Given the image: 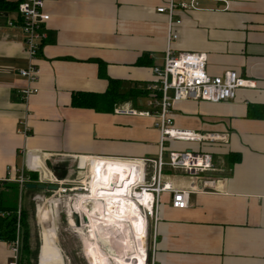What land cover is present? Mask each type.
Here are the masks:
<instances>
[{
	"label": "crops",
	"instance_id": "0c3cea01",
	"mask_svg": "<svg viewBox=\"0 0 264 264\" xmlns=\"http://www.w3.org/2000/svg\"><path fill=\"white\" fill-rule=\"evenodd\" d=\"M169 1L46 0L48 38L34 84L18 73L27 59L22 30L8 25L16 12L0 20V182L10 172H33L31 162L38 163L43 177L49 178L51 170L62 179L69 177L74 161L88 172L96 159L90 157L157 158L155 118L118 109H149L153 67L163 64L168 44V17L157 8ZM196 1V8L176 12L181 24L174 28L175 52H205L210 76L232 70L254 86L238 90L232 101L174 103L176 128L225 133L227 141L165 142L167 158L171 150L210 152L214 170L205 176L216 186L192 191L184 209L172 206L170 193L162 194L159 219L152 222L151 264H264V0ZM109 80L118 82L124 96L111 108L73 105L74 94H103ZM29 86L39 92L24 100L21 91ZM24 119L27 136L18 131ZM118 158L104 159L126 161ZM102 159L97 163L114 168ZM139 162L134 166L141 177ZM163 181L178 189L194 182L169 167ZM10 255V243L0 241V264H7Z\"/></svg>",
	"mask_w": 264,
	"mask_h": 264
},
{
	"label": "built area",
	"instance_id": "2783aa9c",
	"mask_svg": "<svg viewBox=\"0 0 264 264\" xmlns=\"http://www.w3.org/2000/svg\"><path fill=\"white\" fill-rule=\"evenodd\" d=\"M45 1L22 0L18 5L16 16L8 22L9 26L19 27L23 32L27 63L25 67L18 70V73L29 84L38 82L40 78L41 70L37 64V59L48 38L46 24L50 19V15L44 11ZM197 4L196 0H192L189 3H176L174 0H170L166 6L157 8L159 13H165L168 17V44L163 64L153 67L156 80L155 84L150 86L152 99L149 102V109H118V112L124 114L155 118V127L160 132V150L157 158L133 159L88 156L90 158H118L140 161L139 163L142 164V176L140 177L136 173L131 175L129 179L130 189L126 192L124 198L138 202V197L141 193L147 192L151 194V198L148 201L150 203L149 206L142 205V212L147 220V227L149 220L155 224L159 219L158 211L163 193L167 192L172 195V206L174 208L184 209L189 206V196L192 191L213 190L216 186V180L205 176L207 172L214 170L213 156L210 152L204 150H171L167 160H165V142L180 140L218 144L227 141V134L225 133H198L176 128L173 121L174 103L187 100L197 102L232 101L237 98L238 90L254 86L253 81L238 75L237 72L232 70H227L220 76H210L206 70L208 55L205 52H175L172 43L178 36L174 33V28L176 25L181 24V19L176 17V12L179 9L196 8ZM38 92V88L32 86L23 88L21 91L24 100H28L30 96ZM21 125L22 127L18 131L27 136L30 133L27 121L25 119L21 120ZM78 166L80 169H84L81 168L79 162ZM168 167L173 170L186 172L194 182L186 189L174 188L170 183L163 181V175ZM28 168L40 174L39 180L36 183L49 182L48 184H57L58 190H62L60 187L64 181L55 176L51 170L49 178H45L42 176V171L38 165H32L31 162ZM84 170L86 171V169ZM87 173L86 178H89L91 173ZM5 181L18 182L21 187L28 183L24 171L16 175L10 172ZM80 190L83 191L80 198L81 196H90V185L87 183L80 187ZM10 253L11 255L7 264H21L22 237L20 236V232H18L16 239L10 243ZM145 259H147L146 256Z\"/></svg>",
	"mask_w": 264,
	"mask_h": 264
},
{
	"label": "bare ground",
	"instance_id": "6f19581e",
	"mask_svg": "<svg viewBox=\"0 0 264 264\" xmlns=\"http://www.w3.org/2000/svg\"><path fill=\"white\" fill-rule=\"evenodd\" d=\"M102 158H96L91 163L89 178H84L82 181L90 185V196L81 198L75 203L69 202V223L77 229L73 214H82L87 220L89 233L92 238V245L88 249L87 259L91 264H108L111 261L113 264H146L145 263V231L146 223L142 205L149 206L150 193H141L138 197V202L124 198L126 192L129 191V179L134 173L137 174L134 166L135 160L114 161L108 162L114 168L103 167V163H97ZM35 161V160H34ZM37 162L39 160H36ZM37 165V164H36ZM44 165V164H43ZM39 166V165H38ZM46 170V168H45ZM48 172V171H47ZM49 176V175H48ZM88 200V201H85ZM49 207L43 206L38 216V221L41 229V242L43 253L46 256H51L57 251L55 239L58 235L56 226L58 216V200H48ZM141 204V205H140ZM48 205V204H47ZM82 212V213H81ZM80 217V216H79ZM82 223V222H81ZM135 229L136 234L140 236L143 247L132 250L129 244L130 232ZM122 231L121 239L115 235L112 238L113 231ZM83 235V232H81ZM110 235V237H109ZM100 237L106 240L109 238L113 243L111 246L103 248L100 245ZM108 239V240H109ZM130 246L124 252H114V245L123 244ZM132 250V251H131Z\"/></svg>",
	"mask_w": 264,
	"mask_h": 264
},
{
	"label": "rangeland",
	"instance_id": "374dc122",
	"mask_svg": "<svg viewBox=\"0 0 264 264\" xmlns=\"http://www.w3.org/2000/svg\"><path fill=\"white\" fill-rule=\"evenodd\" d=\"M12 13L10 14V16ZM9 16V17H10ZM9 19L7 17L0 18V20H6ZM165 158L167 159V154L165 155ZM78 166V162L74 161L69 169L70 175L67 178H62L64 183L61 185L60 188L62 190L58 191H48V190H42L39 191V193H35L32 195H25L22 200L23 206H27L30 208L31 212V246L32 249L37 251L36 254H33V258L24 264H91L90 261H88V249L92 245V238L89 233V228L87 223L84 220V217L82 214H79L81 229H77L75 226H71L69 223V202L75 203L80 199V195L83 194V191L80 190V187L84 186L85 183L82 181L83 178H86L87 170L80 169ZM49 183V182H45ZM58 200V216L56 221V226L58 229V235L55 239V243L57 246V251L52 257V259H48V256L45 257L42 255L43 250L41 251V229L40 225L38 224V216L40 214L41 209L45 205V207H49L48 200ZM88 201V200H85ZM39 204V205H38ZM48 204V205H47ZM32 205V208H31ZM38 205V209H37ZM82 213V212H81ZM83 217V220H82ZM152 222L149 220V225L147 227V230L145 231V239H144V245H145V256L147 258L146 253L150 251L153 242V236H154V229L152 232ZM83 232V235H81ZM112 238L115 235H117L120 239L122 234V231H113L112 232ZM130 238H129V244L131 246L132 250H137L143 247V243L141 242L140 236L136 234L135 229L131 230ZM110 237V235H109ZM109 238L107 240L104 237H100V245L103 248H106L108 246H111V241ZM125 241L123 244H116L114 245V252H124L129 248L128 246H125ZM130 249V248H129ZM39 250L40 255L44 256L39 257ZM131 250V251H132ZM128 251V250H127ZM44 254V253H43ZM59 254V255H57ZM58 256V258H57ZM145 263L149 264L147 259H145ZM108 264H113L111 261L108 262Z\"/></svg>",
	"mask_w": 264,
	"mask_h": 264
},
{
	"label": "trees",
	"instance_id": "16d2710c",
	"mask_svg": "<svg viewBox=\"0 0 264 264\" xmlns=\"http://www.w3.org/2000/svg\"><path fill=\"white\" fill-rule=\"evenodd\" d=\"M22 0H2L0 1V11L14 13L17 11L18 5ZM138 64H143L138 61ZM109 88L103 94L91 92H79L73 96V105L78 107H88L98 110L111 108L119 99L122 100V95L119 94L116 86L117 81L109 80ZM66 171H63V176H66ZM30 182L38 181L37 172L27 173ZM0 241L11 243L17 237L18 232L23 238L22 247V262H29L33 258V254L37 251L31 246V212L30 208L23 206L22 200L25 193L30 195L39 193L38 189H28L18 182H0ZM32 208V205H31ZM147 261L151 264V252H147Z\"/></svg>",
	"mask_w": 264,
	"mask_h": 264
},
{
	"label": "water",
	"instance_id": "95a60500",
	"mask_svg": "<svg viewBox=\"0 0 264 264\" xmlns=\"http://www.w3.org/2000/svg\"><path fill=\"white\" fill-rule=\"evenodd\" d=\"M2 1V0H0ZM7 17L8 13L7 12H2L0 11V17ZM25 187L28 189H38V190H48V191H57L58 190V185L57 184H46V183H42V182H28L25 184ZM73 219L76 223L77 226H80V218L79 215L77 213L73 214ZM85 220H87V218H85ZM22 247H23V238H22Z\"/></svg>",
	"mask_w": 264,
	"mask_h": 264
}]
</instances>
